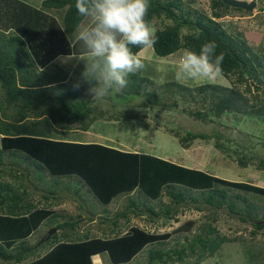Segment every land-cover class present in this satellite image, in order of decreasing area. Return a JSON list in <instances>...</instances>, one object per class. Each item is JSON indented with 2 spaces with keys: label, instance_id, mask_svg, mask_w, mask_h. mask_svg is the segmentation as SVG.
Returning a JSON list of instances; mask_svg holds the SVG:
<instances>
[{
  "label": "trees",
  "instance_id": "trees-1",
  "mask_svg": "<svg viewBox=\"0 0 264 264\" xmlns=\"http://www.w3.org/2000/svg\"><path fill=\"white\" fill-rule=\"evenodd\" d=\"M25 1L18 3L24 4L22 7L0 4V216L13 221V224L19 221L24 226L22 234L16 237L1 235V264H92L90 257L94 254H101L108 264H131V260L141 253H145V264L181 263L190 256H196L194 263H199L206 256H212L222 244L232 241L220 235L212 224L202 225L201 234L186 238L179 247H168L170 235L152 234L137 226H130L132 218L146 217L150 221L162 217L174 219L180 210L178 205L188 201L196 210L208 209L212 213V221H216L219 211L226 210L228 215L237 217L241 222H249L255 232L264 230V187L252 186L244 181L234 184L197 169L191 170L160 160L162 165H157L154 172L149 169L154 178L147 187L143 184V178L148 165L144 167V164L135 160V154L106 146L99 148L114 156L117 163L113 164V172L117 176L113 180H106L109 181L108 194L100 191L97 196L94 193L98 204L106 206L111 195L133 189L141 197L145 196V200L132 198L122 211L115 214L103 208L99 224L106 228H99L101 237H91L89 232L81 233L77 229L80 215L77 214L76 219H67L57 213L54 208L66 198L74 203L82 198L81 194L72 190L73 186L71 189V184L62 180L74 171V167L66 170L62 163L65 150L62 149L61 154L57 147H86L81 142L65 139V135L71 131L86 133L98 119L105 116L102 110L96 112L95 100H85L86 97L80 99V88H71L65 76L55 75L56 81L47 79L37 66V63L41 66L50 63L58 54L84 52L82 44L78 48L80 42L76 34L78 26L85 19L78 14L75 0H42L38 8L29 7L27 2L30 0ZM209 1L211 16L185 8L181 0H150L151 7L146 19L156 29L158 37L151 48L156 60L151 61L163 60L167 65L180 63L185 49L199 53L202 44L215 41L218 45L216 55L223 53L224 57L220 76L235 77L237 84L246 83L248 79L255 80L264 87V79L257 70L262 67L258 56L244 40L228 33L216 21L228 11H248L228 6L221 0ZM48 15L52 16L51 22L43 23L49 19ZM156 20L162 26L160 29L156 27ZM42 24H51L47 34L49 46L45 52L40 36L45 27ZM197 32L200 33L199 39L195 37ZM146 49L134 47L133 52L139 55ZM236 83H233L234 89L229 90L215 83L193 88L169 84L173 87V96H179L182 102L185 100L187 103L191 99L192 104L197 103L202 107L200 110L182 109V113L186 112L194 120L206 123L209 128V134L185 133L179 138L182 147H190L195 140H214L217 150L229 149L220 142L218 130L222 119L229 114L238 116L236 118L239 120L245 117L264 125V89L259 92L256 86L258 92L250 99L254 102L249 104V98L235 88ZM84 84L89 88L88 84ZM141 84L151 86V81L138 73L130 75L123 92L107 99L122 98L127 91L131 95L141 96ZM82 91L84 93L86 89ZM147 94L157 99L155 93ZM115 105L112 104L111 109ZM206 105L209 108H205ZM133 107L138 108L140 105L134 102ZM132 117L134 115L128 116ZM49 130L52 133L46 134ZM259 139L264 147V136ZM235 145L231 151L239 167L245 169L253 165L252 158H256L257 154L251 152V148ZM244 150L251 152L252 156L247 157ZM120 159L124 160L123 163ZM257 160L256 167L264 170V158ZM30 172L35 173L34 176ZM5 176L10 177L9 181L3 180ZM86 183L83 185L91 195V189L100 188L102 184L91 187ZM142 185H145L146 191L142 190ZM177 186L180 188L175 191ZM163 189L173 206H168L162 214L148 203L161 199ZM260 199L263 200L261 204ZM78 205L81 210V204ZM93 216L88 215V221H93ZM42 227H49L48 230L56 228L57 232L45 242L29 243L32 234ZM246 259L249 264H263L264 249L255 252L248 249Z\"/></svg>",
  "mask_w": 264,
  "mask_h": 264
},
{
  "label": "rangeland",
  "instance_id": "rangeland-1",
  "mask_svg": "<svg viewBox=\"0 0 264 264\" xmlns=\"http://www.w3.org/2000/svg\"><path fill=\"white\" fill-rule=\"evenodd\" d=\"M32 1L37 3L40 0ZM181 2L187 9L197 10L198 12L211 16L209 0H181ZM256 3L257 6L247 13L228 11L223 18L216 21L219 22L228 33L235 37L237 36V38L240 37V39L244 40L245 43L250 46L262 64V67H258L257 70L261 78L264 79V1H256ZM85 23H87V21L84 20L81 25ZM167 24L169 23L167 22ZM156 27L159 29L162 27L158 20H156ZM78 48H81V42ZM147 52L149 53L147 54ZM153 56L151 48H147L142 54H139L141 59H143V57L146 58L143 59L146 68L138 72V74L151 81V86L149 85L146 87L144 84H141V96L131 95L127 91L126 94H123L122 98L97 101L93 99V95L89 93L85 84H82L79 87L81 91L78 93V96H80V92L82 94L80 99L81 97H86L87 99L85 100H95L94 106L96 107V112L102 110L105 117L98 119L96 123H94L93 128L86 133L71 131L67 132L65 135V139L81 142V145L85 144L83 146L86 147H74L69 145L57 147L60 153L62 149L65 150L63 154H61L63 155L62 163L65 164L66 170L70 167H74V171L67 174L62 180H64L65 183H72L70 185L71 189L73 186L72 190L77 194H81L82 198L81 200H77L78 202L75 201L76 204L72 200L66 198L63 203L56 206L54 210L67 217V219L70 217L76 219L77 214L80 215L81 219L80 221L78 220L79 228L77 229L81 233L89 232L91 237H101V230L99 228L105 227V225L101 226L99 224V218L102 216L103 208L110 212H118L121 211L123 206L132 198L138 197V199L140 198L142 201L145 200V196L141 197L137 190H127L121 191V199H116L117 195H114L110 197L109 203L106 206H100L94 194L91 195L88 193L78 177L85 180L87 184L92 187L106 180H113L114 176H117L115 172H113V164L117 163V161L114 160V156L110 152L99 148L101 146L135 154L137 156L135 160L140 164H144V167L148 165L143 178V184L145 183L147 187L150 186L151 179L154 178V175L151 176L149 169L151 168L152 172H154L155 169H157V165H162L160 161H170L191 170L197 169L203 173L217 176L222 180L231 181L234 184L244 181L252 186L264 187V170H259L256 167L258 163L257 159L264 158V147L259 143L261 142L259 138L264 136V125H259L245 117H241V120H239L236 118L238 117L236 115L229 114L225 116L222 122H220L218 130L221 134L220 142L227 146L230 151L227 148H224L223 151L217 150L214 147V140H195L188 148L182 147L179 141V138L183 137L187 132L194 134H209V128L206 123L194 120L186 112L182 113V109L186 111L194 108L200 110L202 107L197 103L192 104L191 99H189L191 103H187L185 100L182 102L179 96H173L171 90L173 87L169 84L177 83L193 88L215 83L221 84L229 90L231 88L234 89L233 83H236L235 77L223 78L222 76H218L214 79H200L199 81L185 80L178 82L174 74L178 69L179 62H172V65H167V62H163V60L152 62L154 61ZM83 66V62L77 64L76 61H71L66 64H61L56 59L53 64L45 69L44 76H46L47 79L56 81L55 75L60 76L61 74L70 73L69 79L66 81H69L71 88H74L73 84L79 81ZM256 86L259 92L264 89L262 84H258L257 81L250 79H248L246 83H236L235 88L237 87L236 89H238V91L247 96V98H249L248 103L252 104L254 101L250 99L258 92ZM82 89H86V91L83 93ZM147 92L155 93L157 99L150 98ZM77 99H79V97H77ZM134 102L138 103L140 107H133ZM112 104L116 105L111 109ZM155 104H158V106ZM174 104H177L178 107L175 108L176 106ZM205 108H209V105H206ZM147 110H149L150 116L154 114V124L150 125L147 122ZM131 115H134V117L128 118V116ZM47 133L51 134L52 131H46V134ZM235 144L251 148V152L257 154L256 158H252L253 165H248L245 169L239 167L236 156L231 151L235 149ZM72 148H75V150H72ZM247 152V150H244L247 157H251V152ZM141 156L143 157L141 158ZM130 159L132 160V158ZM123 161L124 160H121V163H123ZM34 174L31 173V176H34ZM9 178V176H5L3 180L9 181ZM142 186V190L146 191L145 185ZM179 188L180 186L175 187V191ZM95 189H97V191H95ZM91 190L95 194L102 191L99 188H92ZM232 191L234 192V190ZM161 193V199L149 202L148 205H152L155 211L163 214L168 206L171 207L173 205L170 203V198L164 193V189ZM191 194L197 195L196 192H191ZM35 200L38 199L35 198ZM189 202L190 201L185 204L182 202V204L180 203V205H178L180 206V210L174 219L168 220L162 217L150 221L146 217L142 219L132 218L130 226H137L152 234L170 235L168 238L169 240L167 239L169 241L168 247L169 245L179 247L183 245L186 238L191 239L201 234L200 227L205 224H212V226L217 228L220 235L232 240L222 244L221 248L212 256H206V258L199 263H194L197 260L196 256H190L184 258L181 263L174 262L173 264H249L246 259V251L249 249V251L255 252L264 249V230L255 232V229L249 222H241L237 217L228 215L226 210L219 211L216 221H212V213L208 209H203L201 211L196 210L193 208L191 202ZM259 202L261 204L263 200L260 199ZM78 203L82 206L81 211L78 209ZM90 214L96 215L93 221L88 223L87 218ZM4 218L5 217L0 216V237L1 235L16 237L22 234L24 226L21 225L19 221L13 224V221ZM48 228L49 227L39 228L36 233L34 232L32 234L30 237L31 242L29 243L36 244L38 241H41L43 236L50 230H48ZM253 232H255V234ZM144 258L145 253H141L131 260V264H136L137 262L145 264L144 261L146 260ZM94 259L97 260V258ZM102 263L108 264V261L103 259Z\"/></svg>",
  "mask_w": 264,
  "mask_h": 264
},
{
  "label": "clouds",
  "instance_id": "clouds-1",
  "mask_svg": "<svg viewBox=\"0 0 264 264\" xmlns=\"http://www.w3.org/2000/svg\"><path fill=\"white\" fill-rule=\"evenodd\" d=\"M242 1L255 2L257 6L256 1L259 0ZM150 7V0H75L78 14L87 21L78 26L76 34L84 52L80 54L72 52L70 55L57 57L61 64L71 61H76L77 64L83 62V70L79 81L73 84L74 89H79L86 83L89 85L88 91L93 95V99L106 101L110 96L123 92L128 85L130 75L145 70L144 60L133 52V48H153L157 42L156 29L146 19ZM199 36V32L195 33L197 39ZM217 47L215 41H207L201 45L199 53L185 49L174 74L175 79L178 82L199 81L222 75L221 65L224 57L223 53L216 55ZM43 70L40 68V72ZM147 111V122L150 125L154 124V114L150 116L149 110ZM78 179L83 185L85 180L80 177ZM115 195H117L116 199H121V193ZM91 215H94V218L96 214L89 216ZM127 232L128 229L125 233ZM95 255L103 261L101 254L92 256Z\"/></svg>",
  "mask_w": 264,
  "mask_h": 264
},
{
  "label": "crops",
  "instance_id": "crops-1",
  "mask_svg": "<svg viewBox=\"0 0 264 264\" xmlns=\"http://www.w3.org/2000/svg\"><path fill=\"white\" fill-rule=\"evenodd\" d=\"M21 1H23V2H25L26 3V1L25 0H0V4H5V3H7V4H10V5H17V6H19V7H22L24 4H18V3H22ZM42 2V0H40V1H38L37 3L36 2H33L32 0H30V1H28L27 2V4H28V6L30 5L31 6V8H38V6L40 5V3ZM29 6V7H30ZM49 16V19L47 18L43 23H50L51 22V18H52V16H50V15H48ZM0 17H1V14H0ZM55 20H56V18H54ZM42 25H45V27L44 28H42V33H41V35L40 36H42L41 37V41H43L44 42V44L42 45V48L44 49V52H45V50L48 48V46H49V43H48V41H47V34H48V30L50 29V26H51V24H42ZM46 53H48V52H46ZM46 53H44L43 55H45ZM149 52H147V54H148ZM70 55V54H69ZM48 56V55H47ZM63 56H67V55H60V54H58V56L57 57H63ZM57 57L54 59V60H52L50 63H48V64H46V65H43V66H41V65H38V63H37V66H38V69H39V71H40V68H43L44 70L42 71L43 72V74H44V72H45V69L49 66V65H51V64H53L54 63V61L57 59ZM143 59H146V58H144L143 57ZM40 67V68H39ZM60 76H66L65 77V79L66 80H68L69 79V76H70V73H67V74H61ZM46 77V76H45ZM47 78V77H46ZM100 188L99 189H101L104 193H107L108 191H109V181H104V182H102V184L99 186ZM123 189V188H122ZM121 190V189H120ZM101 191V192H102ZM94 258H97V260H95ZM90 260H91V263L92 264H102V260L101 259H99V256H97V255H95V256H92V257H90ZM1 264V263H0Z\"/></svg>",
  "mask_w": 264,
  "mask_h": 264
},
{
  "label": "water",
  "instance_id": "water-1",
  "mask_svg": "<svg viewBox=\"0 0 264 264\" xmlns=\"http://www.w3.org/2000/svg\"><path fill=\"white\" fill-rule=\"evenodd\" d=\"M221 1L228 6L243 9L245 11H250L256 6L255 2H246L242 0H221ZM55 232L56 229L54 228L49 230V232L42 238L41 242L47 241Z\"/></svg>",
  "mask_w": 264,
  "mask_h": 264
}]
</instances>
